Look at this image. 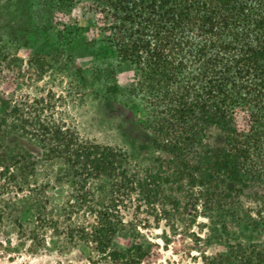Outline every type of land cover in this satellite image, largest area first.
<instances>
[{
  "label": "trees",
  "instance_id": "1",
  "mask_svg": "<svg viewBox=\"0 0 264 264\" xmlns=\"http://www.w3.org/2000/svg\"><path fill=\"white\" fill-rule=\"evenodd\" d=\"M56 2L89 4L99 17L98 38L88 44L94 57L135 69L128 98L146 113L141 128L150 133L149 154L142 165L41 113L25 122L48 157L64 163L72 184L60 211L35 202L28 232L34 242L52 230L88 248L92 264H144L151 253L143 245L113 248L129 206L146 207L157 225L171 224L251 186L264 189V0ZM88 30L52 31L63 49L66 41L83 43ZM113 68L109 63L107 70ZM254 227L264 231V221ZM202 264H264V242L227 244L226 254L203 256Z\"/></svg>",
  "mask_w": 264,
  "mask_h": 264
},
{
  "label": "rangeland",
  "instance_id": "2",
  "mask_svg": "<svg viewBox=\"0 0 264 264\" xmlns=\"http://www.w3.org/2000/svg\"><path fill=\"white\" fill-rule=\"evenodd\" d=\"M98 20L87 3L62 7L56 0H0V264H92L88 248L52 230L36 242L28 233L36 222V201L50 212L60 211L72 193L64 163L50 159L26 125L38 113L147 165L150 133L141 128L146 113L133 109L128 98L138 81L135 69L94 57L88 44L98 38ZM65 26L88 28L85 41L74 46L66 41V48H58L52 30ZM219 142L214 131L212 143ZM153 214L129 206L113 248L143 245L151 253L144 264H202L203 256L226 254L227 244L264 242V231L254 227L264 221L260 186L171 224L157 225Z\"/></svg>",
  "mask_w": 264,
  "mask_h": 264
}]
</instances>
